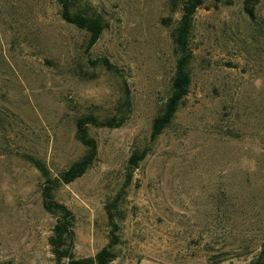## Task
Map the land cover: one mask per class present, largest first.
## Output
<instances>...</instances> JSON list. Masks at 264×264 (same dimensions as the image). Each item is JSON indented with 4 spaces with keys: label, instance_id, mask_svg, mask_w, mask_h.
Here are the masks:
<instances>
[{
    "label": "rangeland",
    "instance_id": "obj_1",
    "mask_svg": "<svg viewBox=\"0 0 264 264\" xmlns=\"http://www.w3.org/2000/svg\"><path fill=\"white\" fill-rule=\"evenodd\" d=\"M179 2L76 0L70 13L104 24L85 50L87 33L61 19L56 0H0V264H53L54 219L24 156L53 176L65 170L85 152L75 120L117 115L124 90V123L87 125L93 162L53 192L74 217L73 257L106 245L104 207L122 190L110 264L255 261L264 245V0H202L188 93L150 144L151 120L169 93ZM144 147L122 188L127 158Z\"/></svg>",
    "mask_w": 264,
    "mask_h": 264
},
{
    "label": "trees",
    "instance_id": "obj_2",
    "mask_svg": "<svg viewBox=\"0 0 264 264\" xmlns=\"http://www.w3.org/2000/svg\"><path fill=\"white\" fill-rule=\"evenodd\" d=\"M76 0H56L60 7L61 19L73 25L79 30L87 33L85 50H88L98 39L104 28L100 17L88 16L81 13H70L69 8ZM202 4V0H180L179 17L170 31V43L174 55L173 71L169 81V93L162 104L160 111L154 116L150 123L148 141L153 143L161 132L170 125L176 112L182 104L183 99L188 93L190 86V67L193 59L189 45L192 18ZM107 71L115 72V69L105 59L96 61ZM129 97L124 90L122 101L119 104L117 115L98 120L92 115H83L75 120V138L85 148L84 154L76 161L72 162L65 170L53 176L40 161L24 156L39 173V194L42 210L53 217L54 223L47 238V245L52 256L53 264H110L114 258V248L118 244L116 235L117 223L121 213L116 209V203L121 198L122 190L115 195L113 200L104 207L106 223L108 227L109 239L105 246L101 247L92 257L75 259L72 255L74 243L73 224L74 217L71 212L62 204L53 199L54 190L60 185H66L82 176L93 162L96 155L95 141L87 134V125L92 127L117 128L120 127L129 111ZM148 153L147 148L132 151L126 161L124 188L130 178L131 172L137 168ZM118 215V216H117ZM264 245H262L256 259L251 264H263Z\"/></svg>",
    "mask_w": 264,
    "mask_h": 264
}]
</instances>
